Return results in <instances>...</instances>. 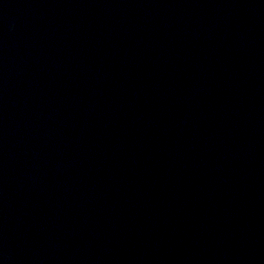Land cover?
I'll return each instance as SVG.
<instances>
[{"label":"water","instance_id":"water-1","mask_svg":"<svg viewBox=\"0 0 264 264\" xmlns=\"http://www.w3.org/2000/svg\"><path fill=\"white\" fill-rule=\"evenodd\" d=\"M0 264H264V0H0Z\"/></svg>","mask_w":264,"mask_h":264}]
</instances>
